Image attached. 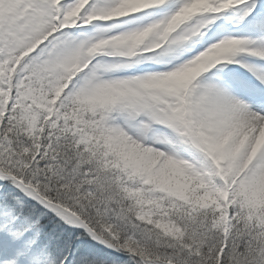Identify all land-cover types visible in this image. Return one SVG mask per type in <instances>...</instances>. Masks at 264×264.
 I'll return each instance as SVG.
<instances>
[{"label":"snow or ice","instance_id":"1","mask_svg":"<svg viewBox=\"0 0 264 264\" xmlns=\"http://www.w3.org/2000/svg\"><path fill=\"white\" fill-rule=\"evenodd\" d=\"M0 264H264V0H0Z\"/></svg>","mask_w":264,"mask_h":264}]
</instances>
